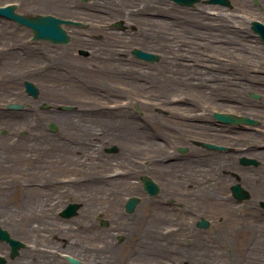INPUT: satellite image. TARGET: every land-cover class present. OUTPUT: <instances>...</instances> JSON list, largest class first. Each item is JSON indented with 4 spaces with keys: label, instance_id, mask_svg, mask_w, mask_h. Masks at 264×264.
Here are the masks:
<instances>
[{
    "label": "rangeland",
    "instance_id": "374dc122",
    "mask_svg": "<svg viewBox=\"0 0 264 264\" xmlns=\"http://www.w3.org/2000/svg\"><path fill=\"white\" fill-rule=\"evenodd\" d=\"M8 3L21 13H51L99 29L71 27L70 42L54 44L33 40L29 27L0 16V131L6 130L0 133V224L27 244L23 259L20 252L11 258L2 241L0 253L12 264H27L34 249L56 260V250L81 258L74 247L62 249L52 239V229L62 227L76 234L79 250H104L101 264L109 252L114 257L105 264H264V42L251 29L253 20L264 22V0H232V8L204 1L0 0ZM119 20L123 25L113 27ZM133 47L159 58L139 59ZM25 80L39 87L37 99L25 90ZM11 102L22 108H8ZM214 111L254 122H221ZM203 141L225 149H208ZM158 157L164 163L153 161ZM243 157L257 164H244ZM170 161L181 163L179 173L193 166V179L181 176L176 185L159 177L158 171L171 169L158 166ZM48 163L72 164L68 194L56 192L58 183L48 190L35 179L31 166ZM142 174L159 183L158 195L144 191ZM244 178L251 197L240 201L231 186ZM166 188L176 189L178 198ZM204 190L210 196L201 197ZM133 195L141 201L131 214L125 202ZM71 201L82 206L66 219L58 210ZM251 213L257 221L248 220ZM202 217L208 227L197 226ZM165 219L200 231L196 261L162 242L173 229ZM153 221L159 222L155 228ZM147 227L154 237L145 236ZM186 230L182 247L189 246Z\"/></svg>",
    "mask_w": 264,
    "mask_h": 264
},
{
    "label": "water",
    "instance_id": "95a60500",
    "mask_svg": "<svg viewBox=\"0 0 264 264\" xmlns=\"http://www.w3.org/2000/svg\"><path fill=\"white\" fill-rule=\"evenodd\" d=\"M177 3H180L182 5H194L196 2L201 0H174ZM208 3H217L221 5H226L232 7V3L230 0H204ZM0 15L5 16L7 18H10L12 20L17 21L19 24H24L30 28H32L34 32V38H43V39H50L53 42H67L69 40V35L66 32V30L61 26L62 22L66 23H74L72 20L68 19H62L60 17L51 15V14H37V15H25L20 14L16 11V4H9L7 6H0ZM252 29L259 33L260 37L264 40V23L260 21H253L252 22ZM135 54L139 58H144L148 60L155 61L159 58V55L148 52L145 50H142L140 48H136L134 50ZM26 90L29 94L33 95L34 97H38L39 95V88L31 81L26 80L25 81ZM258 96V95H255ZM9 108L14 109H20L22 107V104L20 103H9ZM214 115L221 121L224 122H234V123H240V122H254L253 119L246 117V116H239L232 113H221V112H215ZM50 127L55 130L56 129V123L52 122L50 124ZM2 132H6V130H3ZM205 147L210 149H224L225 147L223 145H218L215 143H209V142H202ZM111 151L115 150V147L110 149ZM181 151H185L186 147H181ZM242 162L245 164L248 163H254L257 164V161L254 159H247L246 157L242 158ZM142 181L144 184V188L151 194L156 195L160 187L159 185L149 176L143 175ZM232 191L235 197H237L239 200L246 199L250 197V192L246 190L244 187L241 186L240 183H236L232 186ZM140 198L138 196H131L127 202H126V210L130 213H133L136 209L137 204L139 203ZM264 207V201L261 203ZM79 203H70L68 206L64 209L62 214L64 216H72L77 213V209L79 208ZM102 224L107 225L108 221L105 219L102 221ZM198 225L202 227H207L209 225V221L205 218H202ZM0 240L7 241L11 247V257H15L19 253V249L23 247L25 244L20 239L12 237L10 232L6 229H4L2 226H0ZM70 261L73 263L78 262L77 259L73 257H69ZM0 264H12L8 263L6 258L4 256L0 255ZM178 264H187L186 262L178 263Z\"/></svg>",
    "mask_w": 264,
    "mask_h": 264
},
{
    "label": "flooded vegetation",
    "instance_id": "af4514ba",
    "mask_svg": "<svg viewBox=\"0 0 264 264\" xmlns=\"http://www.w3.org/2000/svg\"><path fill=\"white\" fill-rule=\"evenodd\" d=\"M71 27H83V28H87V29H90L91 31L94 29V30H97L99 28L97 27H91V26H88L86 24H82V25H78V26H70L69 29H71ZM97 28V29H96ZM103 29V28H101ZM92 36L93 39H99V40H102V39H106V36H103L102 34H90ZM21 46V45H20ZM114 50V47L112 48H109L107 49V51H112L113 52ZM24 49L22 47H20V62L23 60V57H24V53H23ZM88 54V53H87ZM112 79L115 80L117 79V75H113L112 74ZM93 114H97V113H93ZM65 152L64 150H60L59 151V155L61 156H64ZM178 165H180L181 163H175ZM194 164V163H192ZM34 170V173H35V179L37 180L40 179L42 180V182L44 183V186L46 187V189L50 190V189H54L55 187L53 186V184H56L58 183L59 184V187L56 188V192L60 195V196H63V195H66L68 194L69 192V185L71 183V174H72V164L71 163H48L46 165H41V166H31ZM192 167L193 166H190L189 167V170L187 172V174H184V172H178L177 168L172 170V171H175L174 174L170 177H168V174L170 171L168 172H165V171H158V175L159 177L163 178V179H166V180H177L179 177L181 176H185L187 177L188 179H193V175H192ZM171 178V179H168V178ZM34 179V181H35ZM70 182V183H69ZM60 184H63V185H60ZM78 189V187L76 188V190ZM84 189V187L81 188L80 191H82ZM165 192L168 193V194H171L173 197L175 198H178V195H179V192L176 190V189H165ZM47 197V196H45ZM50 197V195L48 196ZM195 198L194 196L191 194L189 195L188 197V201L190 200L193 201ZM3 209L2 206H0V209ZM48 208H46L47 210ZM61 210L62 208H60L58 210V214L61 216ZM165 224L166 225H172L174 229L170 230V231H167V233H164V236H163V240L164 242L166 241V245H174L175 242L180 238V234H181V231H182V227H179L178 224L175 223V221L173 219H165ZM63 232L64 233H67L68 236H70L69 234V230H67L66 228H58L57 231L55 230L53 233H52V239L55 240L57 243H59V247H61L62 249H67L69 250L71 247L69 246V243L66 242V239H67V235L64 234L63 235ZM189 246L188 247H191V242L189 240ZM165 257L169 256V254L165 253L163 254Z\"/></svg>",
    "mask_w": 264,
    "mask_h": 264
},
{
    "label": "bare ground",
    "instance_id": "6f19581e",
    "mask_svg": "<svg viewBox=\"0 0 264 264\" xmlns=\"http://www.w3.org/2000/svg\"><path fill=\"white\" fill-rule=\"evenodd\" d=\"M153 1V3L154 2H156V0H152ZM153 6H154V4H153ZM53 68V67H52ZM252 85H254V86H256L255 84H252ZM257 85H260V84H257ZM245 87H247V85L245 84L244 85ZM183 92H186L185 90H183ZM249 149H251L250 147H249ZM155 163H164V161L160 158V157H158L157 158V160L155 159V160H153ZM169 164H166V165H161V166H158V167H160V170H164V169H166L167 167H169V169H171V171L169 172V174H168V177H170V176H172L173 174H174V172L175 171H172V170H174V169H176V167H177V164H175V163H172V161H170V162H168ZM222 165H225V164H222ZM188 170H189V167H185L184 169H183V172H184V174H187V172H188ZM162 172V171H161ZM167 177V178H168ZM168 179H171V178H168ZM241 179V178H240ZM245 179V178H244ZM248 181H249V179H247ZM171 181H173L176 185H178V183H177V181L176 180H171ZM244 181H246V179L245 180H241V183L243 184L244 183ZM249 182H251V181H249ZM248 183V182H247ZM244 185V184H243ZM27 186H30V185H27ZM31 186H34V185H31ZM36 188H37V186H35ZM32 189H34V187H32ZM209 189V188H208ZM207 190H204V192L201 194V197L202 196H210L207 192H206ZM205 193V194H204ZM41 195V194H40ZM45 199H49L48 197H45ZM45 207L46 206H48L47 205V203L45 202L44 204H43ZM0 206H1V202H0ZM46 209V208H45ZM3 211H4V209H0V212H2L3 213ZM135 212H136V210H135ZM249 216H248V220L249 221H257V220H255V214L254 213H251V214H248ZM24 219V218H23ZM22 220V219H21ZM27 222V221H26ZM152 224H153V226H152V228H155L154 226H156V225H158L159 224V222L157 221H153L152 222ZM248 224V223H247ZM244 227V226H243ZM152 228H148L147 227V230H148V232H146L145 233V236L149 239L150 237L152 238V237H154V235H153V229ZM20 229H22V227L20 226ZM51 229V228H50ZM182 229V231H181V234H180V238L175 242V244L173 245L174 247H176V248H179V249H181V251H182V253H183V255H185L188 259L190 258L192 261L194 260V261H196V259H198V257H199V255H200V243H201V241L199 240V236H200V231L196 228V227H191V228H189L188 230H186V229H184V228H181ZM185 230L187 231V233L189 234V236H190V242H191V247H182L180 244L181 243H183V241L181 240V237L184 235V233H185ZM9 231V230H8ZM50 233H51V230H48ZM53 231H55V230H53L52 229V232ZM10 232V231H9ZM12 234V233H11ZM64 234H66L67 235V233H64L63 232V235ZM69 234H70V236H68L67 235V239H66V242L67 243H69V246L70 247H74V249L76 250V251H78L79 252V254H82V259L83 260H81V258H80V260H81V262L82 263H79V264H101V257H103L104 255H106V252L104 251V250H101V249H96V250H94V249H88V248H86V250H79L77 247H78V244L77 243H79V242H77V241H75L76 239H77V236H76V234H73V236H72V231H69ZM149 235V236H148ZM40 235H38V237H39ZM164 240H162V242H163ZM165 243H166V241H165ZM35 250V249H34ZM30 251L31 253H29L30 254V258H26V262H27V264H66L67 262H65V261H63L62 259H64L62 256H58V257H60V258H58V260H56V255H53V254H51L50 255V253L49 252H47V254H45V255H47L46 257L45 256H41V251H37V250H35V251ZM113 251V250H112ZM128 252H135L136 253V251L133 249V248H131V249H129V251ZM115 253V252H114ZM20 255H21V259H23V257H24V254H22V252H20ZM109 257L110 258H112V257H114L112 254H111V252H109ZM54 258V259H53ZM110 258H107L109 261L111 260ZM90 259L91 260H93V261H90ZM54 260H56V261H54ZM109 261H103V264H105L106 262H109ZM112 261V260H111ZM89 262H92V263H89ZM20 264H22V263H20ZM68 264V263H67Z\"/></svg>",
    "mask_w": 264,
    "mask_h": 264
}]
</instances>
